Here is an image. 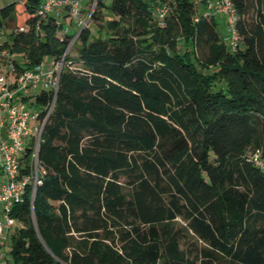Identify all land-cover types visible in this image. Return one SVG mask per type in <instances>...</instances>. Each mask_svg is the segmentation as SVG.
<instances>
[{
	"label": "trees",
	"instance_id": "trees-1",
	"mask_svg": "<svg viewBox=\"0 0 264 264\" xmlns=\"http://www.w3.org/2000/svg\"><path fill=\"white\" fill-rule=\"evenodd\" d=\"M43 1L0 9L18 71L79 32L66 10L41 19ZM76 1L89 21L42 131L45 173L10 213L11 264H264V0H230L235 51L208 0Z\"/></svg>",
	"mask_w": 264,
	"mask_h": 264
},
{
	"label": "built area",
	"instance_id": "built-area-1",
	"mask_svg": "<svg viewBox=\"0 0 264 264\" xmlns=\"http://www.w3.org/2000/svg\"><path fill=\"white\" fill-rule=\"evenodd\" d=\"M93 8L94 5L92 11ZM63 10L77 20L79 32L71 40L61 59L45 58L29 70H17L19 57L11 52L8 35L0 28V239L4 244L10 239L9 252L0 245V260L10 258L11 238L16 227V222L10 215L12 208L22 201L29 185L32 186V194L34 193L40 177L45 173L38 160L42 131L54 106L65 56L81 29L88 23V20L85 22L82 18L81 2L76 0H44L37 14L42 19L49 15L59 16ZM167 11L166 6H161L155 9V14L161 19ZM204 15L220 18L225 26L222 38L235 51L238 36L235 12L230 0H208ZM38 28L39 25L37 30ZM25 29V26L19 28L20 31ZM62 33L63 31L60 35ZM44 91L52 92L53 98L50 104L42 108L36 99ZM37 105L39 107L35 108ZM28 150L29 171L24 173V156ZM251 162L264 171V159L260 151L252 154Z\"/></svg>",
	"mask_w": 264,
	"mask_h": 264
},
{
	"label": "rangeland",
	"instance_id": "rangeland-1",
	"mask_svg": "<svg viewBox=\"0 0 264 264\" xmlns=\"http://www.w3.org/2000/svg\"><path fill=\"white\" fill-rule=\"evenodd\" d=\"M13 1H16V0H0V9L3 8V7H5L6 5H8L9 3L13 2ZM18 1H20V0H18ZM83 5H84V4H83ZM93 5H94L93 2H91V4H89V5H87L88 10H89V8H90V10H91L92 7H93ZM63 14H64V13H63ZM63 14H62V15H63ZM85 15H87V11H86L85 13H82V17L85 18ZM86 21H87V19L85 20V22H86ZM61 23H63V27H64V28L68 27V31L70 30V32H74L75 30L80 29V27L77 26V20L74 19L73 17L69 16V15H66V16L64 17V19L61 18ZM223 26H224V25H223V22H222V26H221V28L218 27L219 32H220L221 34L223 33V30L225 31V27H224V29H223ZM97 28H98L97 25H95L93 22L90 23V25H89V29H90V31H91V33H92L93 36H96V35H97ZM78 48H79V42L76 41V42H74V44H73L72 47L70 48V52H69V54L73 55L74 58H75V53L77 52ZM46 60H49V57H47ZM50 61H51V60H50ZM75 65H76V66H79L77 63H76ZM38 107H39V105H37L35 108H38ZM14 231H15V229H14ZM0 245H2L1 248H5V247H6V248H7V252H9L10 239H8V240L5 242V244H4V241L0 239ZM7 256H8V254L6 255V257H7ZM4 257H5V255H4ZM6 263L11 264V260H10L9 257H7V258H2V259L0 260V264H6Z\"/></svg>",
	"mask_w": 264,
	"mask_h": 264
},
{
	"label": "crops",
	"instance_id": "crops-1",
	"mask_svg": "<svg viewBox=\"0 0 264 264\" xmlns=\"http://www.w3.org/2000/svg\"><path fill=\"white\" fill-rule=\"evenodd\" d=\"M62 14H63V13L61 12V13H60V16H61V17H62V16L64 17V14H63V15H62ZM67 28H68V27H67ZM69 31H70V30H69Z\"/></svg>",
	"mask_w": 264,
	"mask_h": 264
},
{
	"label": "water",
	"instance_id": "water-1",
	"mask_svg": "<svg viewBox=\"0 0 264 264\" xmlns=\"http://www.w3.org/2000/svg\"><path fill=\"white\" fill-rule=\"evenodd\" d=\"M94 5H95V4H94ZM88 21H89V20H88ZM88 21H87V22H88Z\"/></svg>",
	"mask_w": 264,
	"mask_h": 264
}]
</instances>
